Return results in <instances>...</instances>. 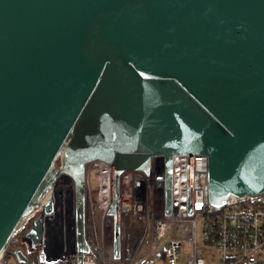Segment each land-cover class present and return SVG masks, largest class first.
Listing matches in <instances>:
<instances>
[{"label":"water","instance_id":"95a60500","mask_svg":"<svg viewBox=\"0 0 264 264\" xmlns=\"http://www.w3.org/2000/svg\"><path fill=\"white\" fill-rule=\"evenodd\" d=\"M194 153L213 207L264 192V0H0V256L67 173L82 264L86 164L100 159L119 257L121 175L164 156L170 215L173 156L189 154L191 213ZM43 222L24 235L32 251Z\"/></svg>","mask_w":264,"mask_h":264},{"label":"built area","instance_id":"2783aa9c","mask_svg":"<svg viewBox=\"0 0 264 264\" xmlns=\"http://www.w3.org/2000/svg\"><path fill=\"white\" fill-rule=\"evenodd\" d=\"M193 207L189 213V154H174L172 162V213L167 215L165 197V158L153 156L149 173L128 170L121 175L120 213L122 227L116 256L112 203V168L96 159L86 164V242L82 264H179L182 248H192L185 264H208L198 247L197 229L205 219L207 246L220 252L217 264H264V192L230 196L222 207L208 202L209 158L193 155ZM96 173L98 184L92 187ZM52 202V211L46 205ZM147 216L149 231L128 239L123 221L128 216ZM43 217V237L29 254L10 244L0 256V264H79L75 181L60 174L27 217ZM152 219V228L150 221ZM26 231V232H27ZM148 232L150 237L147 238ZM31 252L34 255H31Z\"/></svg>","mask_w":264,"mask_h":264},{"label":"rangeland","instance_id":"374dc122","mask_svg":"<svg viewBox=\"0 0 264 264\" xmlns=\"http://www.w3.org/2000/svg\"><path fill=\"white\" fill-rule=\"evenodd\" d=\"M61 163V160H60ZM60 165V164H59ZM91 184L93 188L97 187L98 184V177L96 173H94L91 177ZM29 224L30 222H24L23 225L19 228L17 233L24 227V225ZM205 219L204 217H201L198 221V229H197V240H198V247L201 248L204 252V256L206 260L208 261V264H217L220 258V252L215 247H209L207 246V243L205 241ZM123 226H125L126 230L130 231L128 233V239L131 240L133 236L135 238H139L141 235H143L144 230L149 229V223L147 222V216H128L123 221ZM150 228H152V219L150 221ZM149 231V230H148ZM26 233V232H25ZM24 235H17L15 234L13 241L16 242L13 249L19 250L21 253H27L29 254V245L24 239ZM150 237V234L148 232L147 238ZM192 248H190L187 244L183 245L182 248V256L179 260V264H185L186 258L191 254Z\"/></svg>","mask_w":264,"mask_h":264},{"label":"trees","instance_id":"16d2710c","mask_svg":"<svg viewBox=\"0 0 264 264\" xmlns=\"http://www.w3.org/2000/svg\"><path fill=\"white\" fill-rule=\"evenodd\" d=\"M56 162H57L58 164H60V158H57V159H56ZM28 228H29V224L24 225V227H23L18 233H16V236L19 235V234H20V235L25 234V232L27 231ZM15 244H16V242L12 240V242L10 243V246H11V247H14ZM31 255H34V253L31 252Z\"/></svg>","mask_w":264,"mask_h":264}]
</instances>
